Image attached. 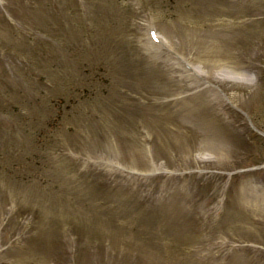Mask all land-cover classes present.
Returning <instances> with one entry per match:
<instances>
[{"label":"rangeland","instance_id":"obj_1","mask_svg":"<svg viewBox=\"0 0 264 264\" xmlns=\"http://www.w3.org/2000/svg\"><path fill=\"white\" fill-rule=\"evenodd\" d=\"M0 264H264V0H0Z\"/></svg>","mask_w":264,"mask_h":264}]
</instances>
